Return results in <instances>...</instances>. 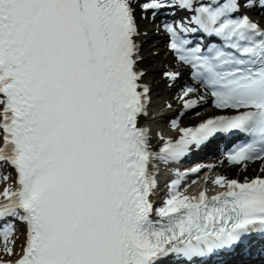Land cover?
I'll use <instances>...</instances> for the list:
<instances>
[{
	"label": "snow or ice",
	"instance_id": "obj_1",
	"mask_svg": "<svg viewBox=\"0 0 264 264\" xmlns=\"http://www.w3.org/2000/svg\"><path fill=\"white\" fill-rule=\"evenodd\" d=\"M161 33L163 54L146 47ZM185 74L179 117L218 114L154 133L161 88ZM237 135L224 159L260 175L217 176L209 196L177 172L155 204L161 165ZM0 183V255L17 257L3 264L251 254L264 244V0H0Z\"/></svg>",
	"mask_w": 264,
	"mask_h": 264
},
{
	"label": "bare ground",
	"instance_id": "obj_2",
	"mask_svg": "<svg viewBox=\"0 0 264 264\" xmlns=\"http://www.w3.org/2000/svg\"><path fill=\"white\" fill-rule=\"evenodd\" d=\"M141 27H144L143 22H141ZM153 43H155V46H157L160 49L161 53L163 54L165 49L163 47V43H162V39L160 38V35H150L148 45H146V47L151 46ZM185 82H187V80L183 75L180 81L172 89L161 88L159 93V98L155 100L153 109L150 112V116L147 118V123L152 127L154 133L156 131H161L165 137L175 138L177 133L165 127V125L168 124L171 119L179 118L181 126L185 127V126L198 124L200 119H202L204 116H207L209 114L208 112L209 110L207 109L206 106L203 105L200 108L188 112L183 117H179V112L181 107L178 101L176 100V96L180 92L181 86L184 85ZM166 104H171L172 108L171 109L166 108L165 107ZM196 112L201 113V115L196 116L195 115ZM144 122L145 120L142 119L141 123L143 124ZM153 143L155 145L156 143L155 139ZM207 161H208L207 164L203 168H201L200 172L205 176L204 179L205 184H207L211 189H215V191L221 190L211 183V180L215 179V177L225 176L228 179H235V177H238L240 180H244L245 177L254 174L258 169L257 165H249L247 171L242 173L238 171L236 167L226 165L218 155H215L214 157L208 159ZM208 166H212V167H208ZM206 181L208 182L206 183ZM4 186H5L4 183H0V191L3 190ZM257 254L259 256L264 255V252L261 251L258 252ZM1 260L2 259H0V261Z\"/></svg>",
	"mask_w": 264,
	"mask_h": 264
},
{
	"label": "rangeland",
	"instance_id": "obj_3",
	"mask_svg": "<svg viewBox=\"0 0 264 264\" xmlns=\"http://www.w3.org/2000/svg\"><path fill=\"white\" fill-rule=\"evenodd\" d=\"M0 259H2V261H8L10 257L0 255Z\"/></svg>",
	"mask_w": 264,
	"mask_h": 264
}]
</instances>
